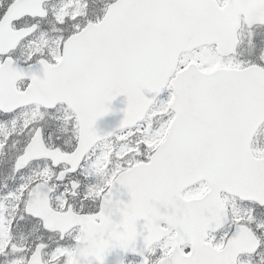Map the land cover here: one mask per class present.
<instances>
[{"label": "snow or ice", "instance_id": "6c2138e0", "mask_svg": "<svg viewBox=\"0 0 264 264\" xmlns=\"http://www.w3.org/2000/svg\"><path fill=\"white\" fill-rule=\"evenodd\" d=\"M0 264H264V0H0Z\"/></svg>", "mask_w": 264, "mask_h": 264}, {"label": "water", "instance_id": "95a60500", "mask_svg": "<svg viewBox=\"0 0 264 264\" xmlns=\"http://www.w3.org/2000/svg\"><path fill=\"white\" fill-rule=\"evenodd\" d=\"M126 107V97H117L111 104L114 114H110L97 121L96 127L100 134H106L108 132L117 129L120 121L123 119V111Z\"/></svg>", "mask_w": 264, "mask_h": 264}]
</instances>
